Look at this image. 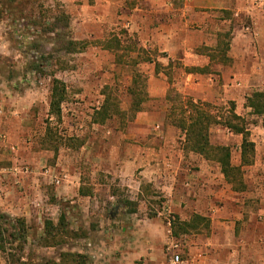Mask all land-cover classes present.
<instances>
[{"label":"rangeland","instance_id":"374dc122","mask_svg":"<svg viewBox=\"0 0 264 264\" xmlns=\"http://www.w3.org/2000/svg\"><path fill=\"white\" fill-rule=\"evenodd\" d=\"M147 1L0 0V214L27 221L23 264L59 262L63 252L86 255L87 264H116L124 245L134 237L136 221L145 220L144 216L146 220L161 218L169 230L172 241L164 249L167 264L175 255L186 264L193 259V252L210 247L197 239L196 233L172 237L175 218L189 220L193 213L188 210L180 216L170 210L165 193L150 182L141 180L130 187V177L142 179L143 169L131 161L148 148L138 136L139 114L126 124L117 118L105 125L93 122L107 89L119 100L122 110H130L128 90L135 71L147 81L148 100L143 111H165L164 117L167 115L169 79L180 92L177 82L184 77L181 61H169L167 52L148 42L151 36H142L132 27L130 10L137 7L150 13L151 26L138 22L148 31L168 20L167 14L160 17L152 5H146ZM171 2L176 10L184 8L185 0ZM206 11L198 9L199 18L192 23L194 29L188 38L194 43L209 38L197 31L207 20L201 17ZM228 32L231 30L223 28L219 35ZM110 39H117L118 51L104 49L98 42ZM214 39L217 44L218 40L227 41L218 36ZM69 41H87L90 46L84 52L69 53ZM133 60L137 65L131 64ZM40 65L43 71L35 70ZM205 68L210 71L209 66ZM53 74L68 87L61 120L49 114ZM198 101L208 103L219 122L232 112L230 101ZM241 117L249 129L264 124V117L253 116L251 111H241ZM165 123L174 127L167 119ZM48 125L54 136L51 144L48 138L43 141ZM148 135L150 148L158 147L154 146V134ZM259 135L264 138V134ZM173 140L184 153L194 155L184 150L185 135L181 131ZM241 141L240 135L230 133L222 123L211 128V142L231 147L234 165H239L235 149ZM205 165L218 180L219 166L212 162ZM166 168L172 170L171 165ZM196 168L200 170L194 165L190 170ZM245 170L251 174V169ZM186 180L183 177L180 185L186 188L184 196L188 197L196 178ZM146 185L152 186L150 195L145 192ZM82 186L91 196L79 194ZM62 217L71 235L60 246H43L45 222L53 220L57 224ZM142 225L147 227L148 223ZM0 264H7L1 252Z\"/></svg>","mask_w":264,"mask_h":264},{"label":"crops","instance_id":"0c3cea01","mask_svg":"<svg viewBox=\"0 0 264 264\" xmlns=\"http://www.w3.org/2000/svg\"><path fill=\"white\" fill-rule=\"evenodd\" d=\"M148 4L160 17L167 14L168 20L148 31L149 28L139 26L138 22L151 26L150 13L137 7L130 10L132 27L142 36H151L148 42L152 47L158 46L160 52H167L169 61H181L184 77L177 82L181 85L180 92L195 101L233 102L239 116L241 111H251L245 106L247 98L254 91L264 90V0H185L184 8L179 10L174 9L171 0H149ZM198 9L207 10L203 12L204 16L201 15L207 20L200 27L202 30L197 31L209 38L194 43L188 36L193 32L194 19L199 18ZM176 11L180 12L176 14ZM223 28L231 30L232 36L226 55L228 62L212 61L207 53L200 52V48L216 47L214 37L223 32ZM208 66L210 71L205 74L185 70ZM164 115L165 111L139 113L136 120L138 136L148 148L131 161L143 169L142 179L130 177V187L133 182H150L165 193L170 210L180 216L189 210L193 215L210 219L209 234L197 235V239L210 247L202 248L199 253L192 251L193 259L186 264H264V138L259 135L264 134V124L248 128L255 143V161L246 167L252 170L251 174L245 173L247 189L235 192L220 169L216 168L219 172L217 180V174L205 165L208 161L195 154L187 155L177 147L173 137L180 134V130L168 126ZM148 134H154V146L158 147L150 148ZM241 142L235 149L239 164ZM166 165H171L172 170ZM191 165L200 170L191 171ZM183 177L186 181L196 178L194 185L188 184L192 188L188 197L184 196L186 188L180 185ZM144 219L136 221L138 231L124 245L116 264H167L164 249L172 241L169 230L159 217L149 218L148 222L146 216ZM143 223L148 226L143 227ZM191 250H197V247Z\"/></svg>","mask_w":264,"mask_h":264},{"label":"trees","instance_id":"16d2710c","mask_svg":"<svg viewBox=\"0 0 264 264\" xmlns=\"http://www.w3.org/2000/svg\"><path fill=\"white\" fill-rule=\"evenodd\" d=\"M219 37L226 38L225 41H219L215 48L204 47L202 51L209 52L212 61L220 59L227 61L226 55L230 47L231 32L222 33ZM104 49L118 51L120 46L117 39H110L107 42H101ZM225 46L222 48V45ZM69 53L84 52L90 43L87 41H69L67 43ZM122 58V57H119ZM118 58V59H119ZM131 64L137 65L136 61ZM158 68L159 65L156 64ZM37 71H43V66L35 67ZM187 73H207V68H186ZM169 90L166 100L170 104L166 115L167 122L179 129L184 135V150L201 156L208 162L219 166L221 173L228 185L235 192H244L247 189L245 182L246 167L254 164L256 150L255 143L251 140V133L245 125L244 119L235 113V104L232 103V112L224 120L219 122L217 117L210 111V105L205 102L195 101L192 98L180 93L169 79ZM131 105L129 111L122 110L119 100L114 97L108 89L104 91L105 96L102 105L95 111L93 122L98 125H105L115 118L121 120L122 124L134 121L137 115L143 111L144 104L148 100L147 81L139 71L133 73L132 82L129 88ZM68 87L66 83L52 75L50 89V109L49 114L52 117L61 120L62 106L68 99ZM246 108L251 109V114L256 117H264V90L254 91L247 98ZM222 123L225 128L235 135L242 136L241 142V161L239 165L233 164L232 149L225 145H214L211 142V128L214 125ZM50 137V138H49ZM54 142L51 126L48 125L44 137L46 143L48 139ZM151 185L145 186L147 195L151 194ZM79 194L83 197L91 196L90 191L81 187ZM153 217V216H152ZM12 219L0 214V252L6 259L7 264H23L21 255L28 242V227L25 218H17L12 224ZM10 225V228L6 226ZM211 228L210 219L198 214H194L189 220H181L176 217L172 223V237L180 238L192 233L209 234ZM45 234L42 239L43 246H60L67 241L71 235L68 223L62 217L56 224L53 220H47L44 228ZM46 264H87V256L79 253L63 252L60 261H48Z\"/></svg>","mask_w":264,"mask_h":264},{"label":"built area","instance_id":"2783aa9c","mask_svg":"<svg viewBox=\"0 0 264 264\" xmlns=\"http://www.w3.org/2000/svg\"><path fill=\"white\" fill-rule=\"evenodd\" d=\"M170 264H184V262L181 260L179 255H175L172 259Z\"/></svg>","mask_w":264,"mask_h":264}]
</instances>
